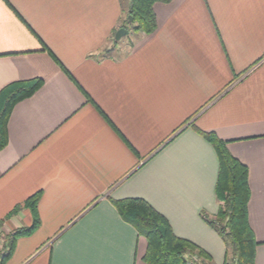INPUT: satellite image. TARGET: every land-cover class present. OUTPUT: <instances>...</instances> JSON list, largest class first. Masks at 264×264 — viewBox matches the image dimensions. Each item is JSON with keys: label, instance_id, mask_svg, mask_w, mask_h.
Listing matches in <instances>:
<instances>
[{"label": "crops", "instance_id": "0c3cea01", "mask_svg": "<svg viewBox=\"0 0 264 264\" xmlns=\"http://www.w3.org/2000/svg\"><path fill=\"white\" fill-rule=\"evenodd\" d=\"M127 5L0 0V89L43 78L14 105L0 150L6 241L33 223L24 201L38 194L37 226L3 264H147L146 240L112 203L126 197L222 264L224 241L202 216L219 208L218 157L197 128L248 168L254 264H264V0L158 1L156 29L137 36Z\"/></svg>", "mask_w": 264, "mask_h": 264}, {"label": "trees", "instance_id": "16d2710c", "mask_svg": "<svg viewBox=\"0 0 264 264\" xmlns=\"http://www.w3.org/2000/svg\"><path fill=\"white\" fill-rule=\"evenodd\" d=\"M158 1L168 0H128L127 16H132V30L146 35L156 29L153 5ZM42 83L43 78L34 77L12 81L0 89V150L8 141L7 123L14 105L30 97ZM197 130L212 144L218 157L215 193L220 202L219 208L213 218L205 214L202 216L224 241L226 253L222 264H254L257 241L247 218L248 168L229 153L226 141L220 139L215 132L200 128ZM37 195L36 192L24 201L32 212L33 223L7 235L2 264L10 256L15 240L30 234L37 226ZM112 203L122 218L130 222L146 240L142 259L147 264H213L210 254L202 247L175 235L167 218L145 199L126 197L114 199ZM21 205L16 204L6 217L16 212Z\"/></svg>", "mask_w": 264, "mask_h": 264}, {"label": "built area", "instance_id": "2783aa9c", "mask_svg": "<svg viewBox=\"0 0 264 264\" xmlns=\"http://www.w3.org/2000/svg\"><path fill=\"white\" fill-rule=\"evenodd\" d=\"M5 244H6V235L2 232V229H0V264H2V259L6 251Z\"/></svg>", "mask_w": 264, "mask_h": 264}, {"label": "water", "instance_id": "95a60500", "mask_svg": "<svg viewBox=\"0 0 264 264\" xmlns=\"http://www.w3.org/2000/svg\"><path fill=\"white\" fill-rule=\"evenodd\" d=\"M127 19L129 20V21H131L132 20V16L129 14L128 16H127ZM128 28H126V27H119L116 31H115V34H114V36H115V40H119L123 35H125V34H127L128 33Z\"/></svg>", "mask_w": 264, "mask_h": 264}, {"label": "rangeland", "instance_id": "374dc122", "mask_svg": "<svg viewBox=\"0 0 264 264\" xmlns=\"http://www.w3.org/2000/svg\"><path fill=\"white\" fill-rule=\"evenodd\" d=\"M124 22L126 23V25H129V26H131L133 23L131 22V21H129L128 19H125L124 20ZM132 30V29H131ZM132 32V35L133 36H137L138 34L136 33L137 31H134V33H133V30L131 31ZM115 34V33H114ZM126 35H123L121 38H124ZM121 38L119 39V40H116V41H120L121 40ZM112 42L114 41L115 42V36L113 35L112 36V40H111Z\"/></svg>", "mask_w": 264, "mask_h": 264}]
</instances>
